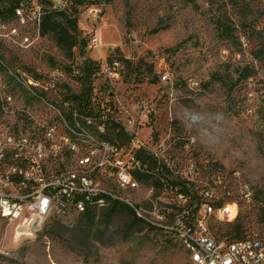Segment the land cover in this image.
Wrapping results in <instances>:
<instances>
[{"label":"rangeland","instance_id":"rangeland-1","mask_svg":"<svg viewBox=\"0 0 264 264\" xmlns=\"http://www.w3.org/2000/svg\"><path fill=\"white\" fill-rule=\"evenodd\" d=\"M50 1L63 9L75 0ZM86 2L77 7L84 55L66 56L39 35L41 0H27L21 16L0 17V97L13 96L18 106L0 103V133L22 125L20 107L45 115L60 95L71 99L89 88L93 128L86 122L82 134L119 147V132L133 157L141 150L157 160L152 178L136 189L98 175L102 189L149 220L161 213L163 226L199 218L200 194L208 191L217 205L235 203L238 211L231 223L209 218L211 236L232 240L225 235L236 227L237 238H264V0ZM85 58L98 66L88 81ZM214 72L227 86L208 84ZM77 219L49 216L30 236L0 218V264H193L175 232L144 227L126 241L117 233L110 247L84 245L74 236Z\"/></svg>","mask_w":264,"mask_h":264},{"label":"built area","instance_id":"built-area-1","mask_svg":"<svg viewBox=\"0 0 264 264\" xmlns=\"http://www.w3.org/2000/svg\"><path fill=\"white\" fill-rule=\"evenodd\" d=\"M16 11L21 16L20 9ZM12 30L13 33L16 32L15 29ZM25 42H28L26 37L23 43ZM162 79L165 80L166 77ZM69 99L67 95H60L59 107L56 103L57 109L44 111L45 115H34L31 110L20 107L22 125L18 128L30 124L23 123V116L32 115V123H37L36 133L23 136L13 143H10L9 138H0V218L20 234H37L46 221L48 209H55L59 218L64 216L63 208H72L73 213L83 211L81 142L71 144L59 133V120H62V113H67V105L71 103ZM0 103L18 107L13 96L0 97ZM92 119L93 116L90 115L89 131L93 128ZM76 127L81 132L79 109ZM99 129L103 131L102 127ZM44 131L51 136L55 153L40 154V149L36 147L37 134ZM89 137L93 209L106 206L110 200L128 205L150 226L175 232L193 264H264V238L216 240L206 228L207 220L211 217L226 223L234 222L238 216L235 203L217 205L212 194L203 191L200 194L199 218L185 223L183 217H174L170 225L163 226L161 213L156 212L154 220H149L139 215L127 199L102 189L95 179L98 175L111 177L113 183L122 190L136 189L138 183L134 178V171L140 167L133 159L135 157L132 152H128V144L117 147L108 141H98L92 134ZM67 151H77L78 168L71 169L60 163V153Z\"/></svg>","mask_w":264,"mask_h":264},{"label":"trees","instance_id":"trees-1","mask_svg":"<svg viewBox=\"0 0 264 264\" xmlns=\"http://www.w3.org/2000/svg\"><path fill=\"white\" fill-rule=\"evenodd\" d=\"M111 1L112 0H105L106 3ZM25 2H27V0H0V17L2 20L18 17L19 14L16 10L20 9ZM87 4L88 2H86V0H75L71 6H65L63 9H58L53 7L50 0H41V7L38 12L39 35L50 38L56 47H58V49L66 56L71 57L75 51L80 55H84L88 47V41L82 36L81 30L77 27L79 15L77 7L86 6ZM89 4L94 5L95 3ZM156 31L157 30H154L152 32L154 33ZM97 69L98 66L96 63L91 59L85 58L81 72L82 77L84 76L88 81ZM249 76L250 73H247L246 71V74L239 76L236 81L246 80ZM210 79L211 81L208 82V84L218 82L227 86L224 77L218 72H214ZM233 85H231L230 88ZM83 90L85 91L84 94L75 95L70 100L77 102L82 125L86 126L85 120H89L90 116L86 111L89 108L91 90H89V88H84ZM78 108L74 109L71 107L74 111L78 110ZM68 117L69 115L67 118ZM70 120L72 119L68 118L69 122ZM73 123L75 124V122ZM112 129L113 132L116 131L118 126L115 125ZM115 136L119 138V147L129 141L128 139L122 140V136H120L119 132H116ZM106 140L111 144H117V142L111 138L107 137ZM135 157L140 167L138 170L134 171L135 180L139 183L148 182L152 178L150 173L154 170L157 160L150 155H146V153L141 150L136 153ZM179 193L186 195L183 191H180ZM87 204L86 208L81 213H73L72 208H66L63 213L64 216H68L69 214L78 216L76 225L73 229L77 243L110 247V245L114 244V239L117 233H121L119 239L126 241L133 232L140 233L144 227H150V229L153 230L159 229L150 226L142 218L138 217L134 209L126 204L110 200L106 206L99 209H93V203ZM240 233V228L235 227L234 230L230 231L225 236L232 240L242 239L237 238ZM85 258L86 257H84V259ZM94 262H96V259Z\"/></svg>","mask_w":264,"mask_h":264},{"label":"bare ground","instance_id":"bare-ground-1","mask_svg":"<svg viewBox=\"0 0 264 264\" xmlns=\"http://www.w3.org/2000/svg\"><path fill=\"white\" fill-rule=\"evenodd\" d=\"M4 109L5 108H2L1 112L4 113L5 112ZM77 111L78 110H76V111L70 110V111H67V113H62V120H59V133L62 131L63 138H66L71 144H76V143L81 142V148H82V153H83L81 169H82V179H83V184H84V190H83V195H82L83 211H84V209L86 208V204L92 203V200H91L92 171L90 168L91 153H90V151H86L89 149V147H91V140H90L89 134L83 135L82 131L78 132L77 128L74 126L73 122L77 123ZM17 113H19V112H17ZM5 114H7V113H5ZM1 115H4V114H1ZM68 115H69L68 118L72 119V120H70V122L68 121V118H67ZM71 121L73 124L71 123ZM85 122H88L90 124V121L87 119L85 120ZM23 123H25V124L30 123L27 125L28 126L27 127L28 130L26 129L27 133H22L23 130H25V129L21 128L22 130H20L17 127V122H16V126L10 127L8 132H6L4 134L0 133V138H9L10 143H13V142H17V139H20L23 136H28V135L36 133L37 125H35V123H32V120L30 118L29 119H23ZM37 139L38 140H36V147H38V149H40V154L55 153V145L52 144L51 136L46 135V131L39 132L37 134ZM71 159H75V161L73 163H71L72 162ZM60 163L65 164V166H67L71 169L78 168L79 167V158H78L77 151L76 152L75 151H67V153H60ZM65 209L66 208H63V213H64ZM83 211H78V212L81 213ZM49 216H56V210L55 209H48L47 215H45L46 220Z\"/></svg>","mask_w":264,"mask_h":264}]
</instances>
